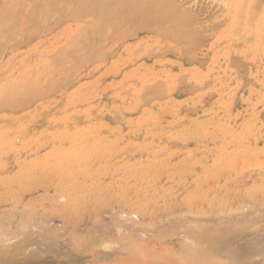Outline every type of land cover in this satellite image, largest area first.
Returning <instances> with one entry per match:
<instances>
[{"label": "rangeland", "instance_id": "374dc122", "mask_svg": "<svg viewBox=\"0 0 264 264\" xmlns=\"http://www.w3.org/2000/svg\"><path fill=\"white\" fill-rule=\"evenodd\" d=\"M222 1L159 0L156 5H162L157 6L156 10L165 4L166 14L173 17L172 13L176 16L179 13V17L176 18L174 14L173 19L168 20L164 17V12L160 11L162 17H158L161 20L156 23L157 17L154 22L160 30L153 22L143 28L136 20H133L136 23L133 24L134 22L130 23L132 18H126L127 22L121 27V32L105 26L107 35L104 33L101 38L91 41L86 40L85 34L90 25L87 23L96 19L87 10L82 18H72L71 12L65 9L57 8L53 12L52 9L37 8L39 10L35 11L33 6H25V9L24 6H19V14H10L8 17L4 15L10 12H0L1 21L3 17L8 19L0 22V25L7 24L1 26V30L12 25V30L10 27L5 28L10 29L8 35H5L6 38L0 35L1 90H6L8 84L19 79L24 80L28 86L30 82L37 80L38 86L33 97L15 106H3L0 95V235L4 233L3 237L0 236V264H122L135 256L136 248L143 246L152 248L153 254L164 249L170 251L174 257L184 255L185 259L190 256L194 258L193 255L197 256V248L186 232V222L183 220L187 218L188 223L197 217L195 215L188 220L190 206L185 198L189 193L188 185L195 181L196 175L204 172V168H213L214 164L224 162L225 159L228 161L222 166L223 169H217L219 173L214 171L212 177L199 189L207 192L215 190L212 195H219L218 199L223 200L225 205H209L206 204L209 201L204 202L199 197V209H204V219L199 217L202 222L198 217V220L194 218L191 228L194 227L195 230L197 227L194 226L195 221L201 227L209 219L214 220H210V225L215 227L216 218H219V227L230 214L233 219L240 216L238 220L247 217V223L251 217L257 216V209L258 216L264 212V185L260 188L252 186L249 184L250 180L245 178L246 186L242 191L228 188L227 194L224 192V184L234 180L236 170H241L243 176L251 173L252 179L258 181L261 178L260 173L264 176V41L255 32L261 19L259 11L252 18L254 23L251 19L248 21L244 13L237 21L234 10L232 11L235 6H225ZM171 4H175V7ZM168 9L174 10L170 12ZM130 10L132 8H129V12ZM134 10L132 14L139 8ZM143 10L142 8L141 11ZM138 13L139 11L136 14ZM185 14L193 19L190 18L189 22ZM111 16L113 14L109 17ZM164 19L173 26L179 21V26L175 25L178 26L177 33H172L173 36L161 31L168 26L167 23L162 26ZM235 21L241 26L237 30L234 27ZM15 25L19 29L16 30ZM184 26L187 27L186 31L188 27L192 31L185 34L186 38L200 34L198 38L195 37L198 40L194 37H190V40L184 38ZM127 27H130V33L125 30ZM232 27L235 31H240L235 33ZM27 28L33 32L24 35L28 33ZM97 28L95 25L94 29ZM13 29L18 33L14 34ZM229 31L233 33L229 34ZM178 32L182 34L177 35ZM82 33L85 36L83 39ZM191 33L194 34L188 35ZM234 33L236 36L231 38ZM174 36H183L185 42L183 38L176 39ZM8 37H11L10 40ZM69 37L73 38L68 39ZM73 40L76 43L82 41L79 44L81 47L85 40L90 43H85L84 52L80 46L77 49L71 48L70 42ZM187 42L191 45L188 46ZM69 47L75 49L78 55ZM66 50L70 51V55H66L68 52L65 54ZM84 53L87 54L86 57ZM78 56L84 58L78 59ZM54 58H60L59 62ZM29 92L31 93L30 90ZM25 93H28L26 89ZM227 125L230 129H227ZM182 136L185 140L181 139ZM242 138L244 139L241 140ZM86 140H89L88 145H84ZM106 140H110L109 143ZM76 145H84L83 148L87 146L89 150L86 153L89 151L92 154L88 157L89 164L85 168H68L71 160L61 157L58 161H62V166L55 165L53 154L73 149ZM86 153L80 154L87 155ZM250 155L255 159L253 162H249ZM157 160L158 163H155ZM245 162L255 164H249L250 171H246V174L244 172L247 168L243 166ZM257 165L259 169L253 167ZM145 168L152 171L147 174ZM134 169L140 171V175L135 177L132 173ZM125 170L128 171L127 174ZM247 185L252 187L246 191ZM75 186L77 190L70 189ZM237 192H242L239 194L242 198L236 195ZM242 194H245L244 197ZM145 200L156 202L158 208L156 205L154 209L145 205L137 209L139 206L132 203ZM236 207L240 211L242 209V214L246 213L247 216H242L241 212L239 215L234 214L233 211L238 209ZM252 208L256 212L253 216L250 215ZM174 220H177L176 223ZM169 222L175 225L174 229L172 224L171 230L166 227L169 232L165 229L167 233L159 234L164 231L162 229L166 224L170 226ZM178 223L183 225V230ZM149 224L157 231L148 226L149 229H145V225ZM199 227L195 231L203 232V228L200 230ZM211 229L208 226L204 230ZM263 234L264 223L258 227L253 226L249 232L235 239L234 243L240 244L245 237L251 238L252 244L259 245L260 238L264 242ZM186 254L190 256L186 257ZM212 259L213 264L222 262L219 258ZM257 262L264 264V257L257 259Z\"/></svg>", "mask_w": 264, "mask_h": 264}, {"label": "bare ground", "instance_id": "6f19581e", "mask_svg": "<svg viewBox=\"0 0 264 264\" xmlns=\"http://www.w3.org/2000/svg\"><path fill=\"white\" fill-rule=\"evenodd\" d=\"M159 1V0H158ZM157 0L155 1V2H153V1H151V0H0V12H10V13H8V15H4V16H9L10 14H12V15H14V14H19V12L21 11V9L19 8V6H24V9H25V6H33L34 7V9H35V11H37V10H39V9H37V8H42L43 10L44 9H48V10H51L52 9V11L54 12V10L56 11V9L58 8L59 10H63V9H65V10H67L68 12H71L70 13V15L72 14L73 16H71L72 18L74 17V16H76V18H78V17H80V18H82V17H84V15H86L85 14V12H86V10L87 11H89V13L91 14L92 13V16L96 19V20H94L93 22H91V23H87V24H90L89 25V27H87L88 29H87V31H86V40L87 39H90V41L92 40V39H96V38H101V36H103L104 35V33H106V28L107 27H105V26H108V28H110V27H113L115 30H119L120 31V29L122 30L123 28H121V27H123L124 26V24L127 22L126 20L127 19H129L130 18V20H131V18H132V21L130 22V23H133L135 20V22H137V24H140L141 25V27L143 26V28H144V25L146 26V27H148V25H150V24H152L151 22H155V20L157 19V17L160 15L161 16V14H159V12L161 11V12H164V10L166 11V9H164L165 8V4L163 5V7H160L159 8V10H156L159 6H161L162 5V3L160 4H158V5H156L157 4V2H158ZM169 1V0H168ZM174 0H172V2H173ZM218 1V0H217ZM222 1V0H221ZM222 2H224L223 3V5H225V6H235V9H232V11H233V13H235V17L237 18L236 20L238 21V17H240L243 13L247 16L246 18L248 19V21L250 20L251 22H252V20L254 19V15H255V13L257 12V11H259V15H260V17H261V19H260V21H259V23H258V25L256 26V35H257V37L260 39V40H262V42L264 41V0H223ZM222 2H221V4H222ZM181 3V2H180ZM169 4V3H168ZM216 4V3H215ZM156 5V6H155ZM172 5V4H171ZM171 5L169 6V8L171 7ZM177 5V4H176ZM14 6H18L17 8H15ZM135 6V8H133V7ZM137 6H139V7H137ZM140 6H142V8L144 9L143 11L145 12H143V11H141L142 10V8L140 7ZM153 6V7H152ZM158 6V7H157ZM167 6V5H166ZM167 6V7H168ZM36 7V8H35ZM137 7V8H136ZM172 7H175V4L174 5H172ZM55 8V9H54ZM112 8V9H111ZM129 8L131 9L132 8V10L133 9H135V10H137L138 8H139V10H137V12L139 11V13H138V15L136 14H134V18H133V14H132V10H130V12H129ZM141 8V9H140ZM147 8V9H146ZM163 8V9H162ZM177 8V7H176ZM234 8V7H233ZM30 9V8H29ZM32 9V8H31ZM34 9H32V10H34ZM41 9V10H42ZM151 11H150V10ZM178 9V8H177ZM230 9V8H229ZM64 10V11H65ZM112 10V11H111ZM134 10V11H135ZM163 10V11H162ZM171 10V11H170ZM174 9H168V11H170V12H172ZM35 11L33 12L34 14H35ZM52 11H50V13H53ZM128 11V12H127ZM176 11V10H175ZM231 11V12H232ZM24 12V11H23ZM125 12V13H124ZM150 12H152L151 14H150ZM153 12H154V14H156L154 17H153ZM160 12V13H161ZM27 13V12H26ZM32 13V12H31ZM39 12H37V14H38ZM43 13H45V12H43ZM48 13H49V11H48ZM87 13V12H86ZM88 13V14H89ZM177 13V12H176ZM181 13V12H180ZM57 14V13H56ZM113 14V16H111V17H109L110 15H112ZM132 14V15H131ZM144 14H145V16H144ZM165 14V15H164ZM164 14L162 13V15H164V17L165 18H172L173 19V17H174V14L175 13H172L171 15H173V17L172 16H170V14H166L165 12H164ZM178 15H179V13H177ZM184 14V13H183ZM183 14L181 15V16H183ZM62 15V14H61ZM64 15V14H63ZM170 17H169V16ZM177 15V16H178ZM186 15V14H185ZM19 16V15H18ZM25 16V15H24ZM27 16H29V15H27ZM55 16V15H54ZM57 16H58V14H57ZM60 16V15H59ZM78 16V17H77ZM146 16H147V18H146ZM159 16V17H160ZM167 16V17H166ZM177 16H176V14H175V17L177 18ZM188 16V17H187ZM189 14L188 15H186V17L187 18H189ZM196 16V15H195ZM234 16V15H233ZM7 17H3V19H2V21L5 19L6 21L8 20V19H6ZM16 17V16H15ZM37 17H38V15H37ZM71 17H70V19H71ZM156 17V18H155ZM158 17V19L156 20V23H157V21L159 22L161 19ZM162 17V16H161ZM163 17V18H164ZM179 17V16H178ZM185 17V16H184ZM185 17V18H186ZM194 17V16H193ZM197 17V16H196ZM0 18H2V16H0ZM14 18V17H13ZM34 18V17H33ZM59 18V17H58ZM61 18V17H60ZM63 18V17H62ZM127 18V19H126ZM183 17H181V19H182ZM186 18V19H187ZM190 18H192V17H190ZM190 18H189V22H190ZM253 18V19H252ZM256 18H257V16H256ZM68 19V18H67ZM184 19V18H183ZM193 19V18H192ZM15 20H16V18H15ZM28 20H29V18H28ZM32 20V19H31ZM59 20V19H58ZM103 22H101V21ZM134 20V21H133ZM138 20V21H137ZM150 22H149V21ZM164 20H165V22H164ZM164 20H162V26H165V25H167L168 24V20H171V19H168V20H166V19H164ZM176 20V19H175ZM1 20H0V22H2ZM167 21V22H166ZM237 21H235L236 23H234V24H236V26H234L235 27V29L236 28H240L241 26H238V25H240V23L237 25ZM32 22V21H31ZM58 22H60V21H58ZM133 23V24H136V23ZM139 22V23H138ZM176 22V21H175ZM175 22H173V23H175ZM233 22V21H232ZM231 22V23H232ZM239 22H241V18H240V21ZM15 23V22H14ZM21 23V22H20ZM23 23V22H22ZM34 23V22H33ZM156 23H154L155 25H156ZM161 23V22H160ZM167 23V24H166ZM186 22H184V24H185ZM248 23V22H247ZM253 23H254V20H253ZM252 23V24H253ZM6 23H4V25H5ZM17 24V23H16ZM36 24V23H35ZM154 24L152 25V26H154ZM159 24V23H158ZM169 24H170V22H169ZM169 24H168V26H166V28H163L162 26V32H163V30H164V32H166V34L168 35L169 34V36L171 35V36H173L172 35V33L173 34H176L177 33V28H178V26H179V21H177V23H175L174 24V26L173 25H171L170 24V26H169ZM178 24V26H175V25H177ZM251 24V23H250ZM4 25H0V30H1V28H3L4 27ZM7 25V24H6ZM95 25H97V30L96 29H94V27H95ZM161 25V24H160ZM159 25V26H160ZM182 26H183V24H181ZM191 25V24H190ZM231 25V24H230ZM247 25V24H246ZM1 26H3V27H1ZM24 26V25H23ZM126 26H128V25H126ZM126 26L124 27V28H126ZM157 26V25H156ZM247 26H249V24L247 25ZM247 26H245V27H247ZM7 27H10V29H11V27H12V25H9V26H7ZM7 27H5V28H7ZM78 27V26H77ZM81 27V26H80ZM185 27V26H184ZM234 27H232V29L234 28ZM4 28V30H1V31H3V32H0V35H3V36H5V35H8V31L10 30H8V29H5ZM15 29L16 28H18L19 29V27H18V25L16 26L15 25V27H14ZM128 29H125V30H128V32L130 31L129 30V28L130 27H127ZM157 28L159 29L160 27H158L157 26ZM183 28V27H182ZM186 29H184V34H183V36L186 34L187 35V32L188 33H190V32H192L191 30H189V27H188V31H186L187 30V27H185ZM82 29V28H81ZM83 29H86V28H84V26H83ZM179 29L181 30V28L179 27ZM178 29V31H180ZM235 29H233L234 31H235ZM252 28H250L249 30H251ZM12 30V29H11ZM17 30V29H16ZM29 30H31V29H29ZM28 30V28L26 29V31L28 32V33H26V31L24 32V33H26V34H24V35H28L29 34V32H31V31H29ZM67 30V29H66ZM77 30V29H76ZM104 30V31H103ZM114 30V31H115ZM160 30V29H159ZM183 30V29H182ZM181 30V31H182ZM231 30V29H230ZM237 30V29H236ZM239 30V29H238ZM248 30V29H247ZM13 31H14V34L15 33H18L17 31L15 32V30L13 29ZM13 31H12V33H13ZM113 31V30H112ZM240 31V30H239ZM239 31H235V33H238ZM252 31V30H251ZM33 32V31H32ZM31 32V33H32ZM41 32V31H40ZM81 32V31H80ZM121 32V31H120ZM125 31H123V33H124ZM158 32V31H157ZM163 32V33H164ZM186 32V33H185ZM243 32H245V31H243ZM1 33H3V34H1ZM11 33V34H12ZM35 33H37V32H35ZM74 33V32H73ZM113 33V32H112ZM122 33V34H123ZM130 33V32H129ZM179 33V32H178ZM195 33V32H194ZM194 33H191V34H188V35H193ZM197 33H199V31H197ZM230 33H233L232 31L230 32L229 31V34ZM235 33L234 34H232V36H231V38H234V35H235ZM249 33V32H248ZM248 33L247 34H245V35H248ZM253 33V32H252ZM83 34V33H82ZM115 34H117V32L116 33H114V35ZM182 34V33H181ZM180 33L179 34H177V35H181ZM251 34V33H250ZM255 34V33H254ZM22 35V34H21ZM63 35V34H62ZM75 35V34H74ZM78 35V34H77ZM106 35H107V33H106ZM186 35H185V37L184 38H186ZM200 35V34H199ZM199 35H196L195 37L196 38H198L197 36H199ZM238 36H240V34H237ZM244 35V34H243ZM81 36V35H80ZM121 36V35H120ZM166 36V35H165ZM183 36L181 37V36H178V37H180V38H183ZM229 36V35H228ZM236 36V35H235ZM20 37V36H19ZM79 37V36H78ZM83 37L85 38V36H84V34L82 35V39H83ZM177 37V38H178ZM190 37H194V35L193 36H189V39H188V37L186 38V39H188V40H190ZM194 37V38H195ZM240 37H244V36H240ZM246 37V36H245ZM249 37L250 36H248L247 38L249 39ZM252 37V36H251ZM1 38V37H0ZM5 38H6V36H5ZM4 38V39H5ZM11 38V37H10ZM10 38L8 37L7 39H9L10 40ZM71 38H73V37H71ZM70 37L68 38V39H71ZM173 38H176L175 36L173 37ZM176 38V39H177ZM183 38V40H184V42H185V39ZM195 38V39H196ZM246 38V39H247ZM253 38V37H252ZM15 39V38H14ZM79 39V38H78ZM3 40V39H2ZM6 40V39H5ZM86 40H85V42H84V45L86 46V44H89L90 43V41L88 42L87 41V43H86ZM179 40V39H178ZM182 40V39H181ZM193 40V39H192ZM196 40H198V39H196ZM69 41V40H68ZM106 41V40H105ZM195 41V40H194ZM200 41V40H199ZM250 41V40H249ZM3 42H4V40H3ZM6 42H7V40H6ZM5 42V43H6ZM10 42V41H9ZM16 42H18V41H16ZM66 42V41H65ZM78 42V41H77ZM82 42V41H81ZM80 41H79V43H76L74 40H73V42H70L71 43V48H78V46H80L81 47V45H79L80 43H81ZM94 42V41H93ZM183 42V41H182ZM192 43H193V41H191ZM197 42V41H196ZM196 42H195V44H196ZM244 42V41H243ZM19 43V42H18ZM86 43V44H85ZM189 45L188 46H190L191 44H190V42H187ZM65 44V43H64ZM18 45V44H17ZM84 45H82V49L85 47ZM236 45V44H235ZM65 47L67 46V44L66 45H64ZM139 46V45H138ZM155 46V45H154ZM193 46V45H192ZM195 46V45H194ZM197 46V45H196ZM79 47V48H80ZM6 48V47H5ZM70 48V47H69ZM70 48V49H71ZM62 49V48H61ZM60 49V50H61ZM64 49V48H63ZM69 49V50H70ZM137 49V48H136ZM72 51L74 50V52L76 53V51H75V49H71ZM70 50V51H71ZM87 50V49H86ZM62 51V50H61ZM60 51V52H61ZM70 51H67L66 50V52H65V54L68 52V54H66V55H70ZM71 51V52H72ZM78 51H81V50H78ZM82 51H84V49L82 50ZM85 52V51H84ZM188 52V51H187ZM42 53V52H41ZM46 53H48V52H46ZM50 53V52H49ZM58 53V52H57ZM64 54V55H65ZM74 54V53H73ZM77 54V53H76ZM76 54H74V55H76ZM39 55V54H38ZM64 55H62V56H64ZM72 55V54H71ZM78 55V54H77ZM84 55H85V53H84ZM87 56V54L85 55V57ZM79 57V56H78ZM72 58V57H71ZM76 58V57H75ZM84 58V57H83ZM82 57L80 58H78V59H83ZM55 60L57 59V58H54ZM78 59L76 58V60L78 61ZM58 60V59H57ZM59 60H60V58H59ZM59 60H58V62H59ZM67 60H68V57H67ZM74 60V59H73ZM85 60V59H84ZM66 61V60H65ZM81 62H82V60H81ZM54 63L56 64L57 63V61L55 62L54 61ZM54 64V65H55ZM58 64H60V63H58ZM76 64V63H75ZM43 65V64H42ZM48 65V64H47ZM46 65V66H47ZM59 66H61V65H59ZM74 66V65H73ZM43 67H45V66H43ZM43 67H41V68H43ZM58 67V66H57ZM56 67V68H57ZM32 69H35V68H32ZM47 69V68H46ZM31 70V69H30ZM32 71V70H31ZM44 71H45V69H44ZM24 73V72H23ZM35 74H38V73H35ZM17 75V74H16ZM19 75V74H18ZM31 75V74H30ZM39 75V74H38ZM45 76H46V74H44ZM47 75H49V74H47ZM35 76V75H34ZM64 76V75H63ZM19 78V77H18ZM22 78V77H21ZM40 78V77H39ZM60 78V77H59ZM12 80H15V79H12ZM17 80V79H16ZM40 80V79H39ZM60 80V79H59ZM154 80V79H153ZM32 81V80H31ZM61 81V80H60ZM155 81V80H154ZM135 82V81H134ZM31 83V82H30ZM29 83V85L30 86H28L27 84H26V82L24 81V80H21V79H19V80H17V81H14V82H11L10 84H8L7 85V89L5 90H1V88H0V95H1V97H2V99H3V102H2V105L3 106H15V105H18V104H20V103H22V102H27L30 98H31V96L33 95V93L34 92H36V89H37V80L35 81H33L31 84ZM2 84V83H1ZM5 85H6V83H4ZM55 84V83H54ZM144 85V84H143ZM37 86V87H36ZM157 86H159V85H157ZM161 86V85H160ZM49 87V86H48ZM3 88V87H2ZM45 88V87H44ZM129 88V87H128ZM25 89H26V91H28V93H25ZM39 89V88H38ZM43 89V88H42ZM46 89V88H45ZM126 89H127V87H126ZM174 89V88H173ZM29 90L31 91V93L29 92ZM44 90V89H43ZM153 90H155V89H153ZM152 90V91H153ZM144 91V90H143ZM151 91V90H150ZM164 91V90H163ZM42 93H43V91H41ZM44 92H45V90H44ZM153 92H157V91H153ZM147 93V92H146ZM152 93V92H151ZM145 94V93H144ZM149 94V93H148ZM160 94V93H159ZM150 96V95H149ZM0 97V98H1ZM33 97V96H32ZM34 99V98H33ZM83 101V100H82ZM82 104V103H81ZM12 109V108H11ZM88 111V110H87ZM87 113V112H86ZM90 113V112H89ZM90 115H92V114H90ZM90 115H89V118L88 119H90ZM249 116V115H248ZM152 118V117H151ZM253 118V117H252ZM87 119V120H88ZM220 121V120H219ZM252 121V120H251ZM221 122V121H220ZM77 123V122H76ZM179 124V123H178ZM248 124H250L249 122H248ZM79 125V124H78ZM96 125V124H95ZM95 125H93V126H95ZM204 125V124H203ZM202 125V126H203ZM214 125V124H213ZM221 125H223V124H221ZM98 126V125H97ZM248 126V125H247ZM79 127V126H78ZM87 127V126H86ZM86 127H83L84 129L86 128ZM89 127V126H88ZM229 126L227 125V129H230V128H228ZM94 128V127H93ZM143 128V127H142ZM222 128V127H221ZM224 128H226V127H224ZM223 128V129H224ZM79 129V128H78ZM77 129V130H78ZM82 129V128H81ZM89 129V128H88ZM95 129V128H94ZM222 129V130H223ZM244 129V128H243ZM247 129V128H246ZM246 129H244V130H246ZM72 130H73V128H72ZM72 130H70L71 131V133H72ZM96 130V129H95ZM143 130V129H142ZM186 130V129H185ZM226 130V129H225ZM225 130H223V131H225ZM248 130V129H247ZM80 131V130H79ZM210 131V130H209ZM100 132V131H99ZM98 132V133H99ZM143 132V131H142ZM141 132V133H142ZM181 132V131H180ZM184 132V131H183ZM248 132V131H247ZM92 133V132H91ZM115 133V132H114ZM179 133V132H178ZM74 134V133H73ZM100 134V133H99ZM190 134V133H189ZM189 134H187L188 136H189ZM72 135V134H71ZM89 135V134H88ZM96 134H94V136H95ZM185 135V134H184ZM54 136V135H53ZM83 136V135H82ZM98 136V135H97ZM100 136H101V134H100ZM136 136H138V135H136ZM171 136V135H170ZM188 136H185V137H187L188 138ZM72 137V136H71ZM96 137V136H95ZM155 137V136H154ZM242 137V136H241ZM102 138V137H101ZM117 138V137H116ZM116 138H114L115 140H116ZM181 138V137H180ZM186 138V139H187ZM99 139V138H98ZM181 139H184V137L182 136V138ZM244 138H242L241 140H243ZM96 140V139H95ZM94 140V141H95ZM102 140V139H101ZM105 140V139H104ZM166 140V139H165ZM185 140V139H184ZM1 141V140H0ZM77 141V140H76ZM87 141V140H86ZM85 141V142H86ZM89 141V140H88ZM87 141V143H85L84 145H88V142ZM99 141V140H98ZM110 141V140H109ZM109 141L108 140H106L105 142H108L109 143ZM119 141V140H118ZM117 141V142H118ZM150 141V140H149ZM238 141H239V139H238ZM237 141V142H238ZM70 142V141H69ZM100 142V141H99ZM120 142V141H119ZM181 142V141H180ZM234 142H235V140H234ZM80 143H82V142H80ZM101 143H102V141H101ZM175 143H177L176 141H175ZM174 143V144H175ZM56 144V143H55ZM92 144H94V142L92 143ZM92 144H91V146H92ZM115 144H118V143H115ZM244 144V143H243ZM11 145V144H10ZM10 145H8V146H10ZM84 145H82L83 147H85ZM104 145V144H103ZM107 145V144H106ZM147 145L149 146V144L147 143ZM171 145V144H170ZM246 145V144H245ZM8 146H6V147H8ZM96 146V145H95ZM148 146H145V147H148ZM153 146V145H152ZM221 146V145H220ZM250 146V145H249ZM83 147H81L80 145H76L73 149H67V151H64V152H57V153H55V154H53V159H54V162H55V165H57V166H59V167H61L62 166V161L61 162H59L58 160H59V158L61 157L62 159H65V158H68V159H70L71 161L69 162V167L68 168H85V165L86 164H89V163H87V161H88V157L89 156H91L92 154L88 151V154L86 153V150L88 149V147L86 146V148H83ZM94 147V146H93ZM237 147V146H236ZM241 147V146H240ZM239 147V148H240ZM9 148V147H8ZM83 150H82V149ZM97 148V147H96ZM101 148H103L102 146H101ZM110 148V147H109ZM112 148H114L113 146H112ZM116 148V147H115ZM118 148H120V147H118ZM177 148V147H176ZM220 148V147H219ZM219 148H217V150L219 149ZM246 148H247V145H246ZM246 148L244 147V150H246ZM252 148V147H251ZM3 149V148H2ZM11 149V148H10ZM58 149V148H57ZM248 150H250L249 148H247ZM89 150V149H88ZM93 151H94V148L92 149ZM91 150V151H92ZM114 150H116V149H114ZM113 150V151H114ZM216 150V151H217ZM220 150V149H219ZM218 150V151H219ZM222 150V149H221ZM239 150V149H238ZM98 151V150H97ZM107 151V150H106ZM217 151V152H218ZM234 151V150H233ZM240 151V150H239ZM83 152H85L87 155H83V154H80V153H83ZM213 152H215V151H213ZM242 152V151H241ZM247 152V154H250V152H248V151H246ZM245 151H244V153H246ZM257 152H258V150H257ZM259 152H260V150H259ZM127 153V152H126ZM148 153H149V151H148ZM219 153H221V151L219 152ZM240 153V152H239ZM244 153H243V155H244ZM48 154H50V153H48ZM99 154V153H98ZM98 154H96V155H98ZM111 154V153H110ZM255 154V153H254ZM257 154V153H256ZM94 155V154H93ZM166 155V154H165ZM168 155V154H167ZM219 155V154H218ZM106 156H108L109 157V155H106ZM45 157H46V155H45ZM93 157V156H92ZM246 157V156H245ZM248 157V156H247ZM75 158V160H73ZM102 158V157H101ZM155 158V157H154ZM208 158V157H207ZM251 155L249 156V162L250 161H252L253 162V160H255V159H253L252 158V160H251ZM48 159V158H47ZM156 159V158H155ZM202 159V158H201ZM40 160V159H39ZM192 160V159H191ZM208 160V159H207ZM214 160V159H213ZM35 161V160H34ZM42 161V160H41ZM92 161V160H91ZM228 161V159H225L224 160V162H222V161H220V162H218V163H216V164H214V167L213 168H204L203 170H204V172L202 171V173L201 174H199V175H196V177H195V181H193V183H189L190 185H188V189H189V193L187 194V195H185L186 197V199H187V201L188 202H186L187 204H189V212L187 213L188 215H189V213H190V215H189V217H188V220L190 219L191 220V217H194L195 215H197V217L199 218V217H201V218H203L204 219V217H202V216H204L205 215V213H204V209L202 210V209H199V207H200V205L198 204V202L200 201V198L199 197H202V199H204L205 201L204 202H206V201H209V202H206V204H209V205H211V204H221L220 205V207L222 206V205H225V203H223L222 201L223 200H221V199H218V196L219 195H212V193L215 191V190H212L211 192H207V191H202V190H199L200 188H202V184L205 182V181H208L212 176V174L214 173V171H216L217 169H219V171H221V169L220 168H222V166H224V164L226 163ZM245 161V160H244ZM247 161V160H246ZM261 161V160H260ZM49 162V161H48ZM133 162V161H132ZM139 162V161H138ZM165 162V161H164ZM192 162V161H191ZM205 162V161H204ZM233 162H235V161H233ZM257 162V161H256ZM38 162H36V164H37ZM141 162H139V164H140ZM155 163H158V160L155 162ZM182 163V162H181ZM181 163H178V165H180ZM237 163V162H236ZM255 163V162H254ZM134 164H135V162H134ZM142 164V163H141ZM160 164H163V162H161ZM211 164V163H210ZM243 164V163H242ZM246 164V165H245ZM255 165V164H251V163H247V162H245L244 163V167L246 166V168L247 169H245V174H246V171H250V165ZM257 164H258V162H257ZM260 164V163H259ZM20 165H22V163L20 164ZM39 165V164H38ZM47 165V164H46ZM50 165V164H49ZM135 165H137V162H136V164ZM144 165V164H143ZM170 165V164H169ZM264 165V164H263ZM128 166V165H127ZM150 166H151V164H150ZM183 166H185V165H183ZM192 166V165H191ZM201 166V165H200ZM203 166V165H202ZM243 166H241V167H243ZM64 167V166H63ZM125 167V166H124ZM129 167V166H128ZM132 168L134 167V166H131ZM243 167V168H244ZM253 167H255V168H258L259 166L257 165V167L256 166H253ZM260 167H261V165H260ZM22 168V167H21ZM48 168H53L52 166L50 167V166H48ZM58 168V167H57ZM67 168V167H66ZM87 168V167H86ZM116 168V167H115ZM177 168V167H176ZM184 168H188L187 166H185ZM203 168V167H202ZM121 169H122V167H121ZM125 169H127V168H125ZM147 169L148 168H145V172L148 174V172H150V171H152V170H149V171H147ZM223 169V168H222ZM232 169V168H231ZM252 169V168H251ZM259 169V168H258ZM119 170V169H118ZM124 170V169H123ZM128 170V169H127ZM182 170V169H181ZM187 170V169H186ZM225 170H226V168H225ZM89 171V170H88ZM91 171V170H90ZM89 171V173H91ZM131 171V170H130ZM183 171H185V170H183ZM191 171V170H190ZM219 171L217 172V173H219ZM22 172V171H21ZM43 172H44V170H43ZM42 172V173H43ZM53 172V171H52ZM65 172H66V170H65ZM125 172H126V170H125ZM142 172H143V170H142ZM154 172V171H153ZM186 172V171H185ZM215 172V173H216ZM236 175H235V178H234V180L233 181H231V182H229L228 184L226 183V184H224V192L227 194V190H228V188H232V189H235V190H238V191H242V189H244V186H246L245 184H246V182H245V178H247V179H249L250 180V183L249 184H251L252 186H256V187H262L263 185H264V176H262V174L260 173V180L258 181V180H255V179H252V174L250 173V175H249V173L247 174V175H245V176H243L244 174L242 173L241 174V170H236ZM258 172H260V171H258ZM263 172V171H262ZM45 173V172H44ZM67 173V172H66ZM71 173V172H70ZM128 173V171L125 173V174H127ZM132 173L134 174V176L136 177V176H138V175H140V174H138V173H140V171H137V170H132ZM52 174V173H51ZM53 174H54V172H53ZM185 174V173H184ZM188 174V173H187ZM22 175V174H21ZM63 175H65V174H63ZM80 175H81V172H80ZM132 175V174H131ZM44 176V175H43ZM62 176V175H61ZM78 176V175H77ZM130 176V175H129ZM177 175H175V177H176ZM211 176V177H210ZM147 177V176H146ZM215 177V176H214ZM13 178V177H12ZM72 178V177H71ZM70 177H69V179H71ZM148 178V177H147ZM259 178V177H258ZM81 179V178H80ZM91 179H92V177H91ZM45 180V179H44ZM16 181V180H15ZM54 182V181H53ZM67 183V182H66ZM85 183V182H84ZM184 185V184H183ZM179 186V185H178ZM248 186V188H246L245 187V189H246V191H247V189H250V187H252V186H249V185H247ZM214 187V186H213ZM54 188V187H53ZM56 188V187H55ZM118 189H120L119 187H117ZM127 187H125V189H126ZM184 188V187H183ZM186 188V187H185ZM61 189V188H60ZM71 190L73 189V190H77V186H75V187H73V188H70ZM69 189V190H70ZM117 189V190H118ZM188 189H186V190H188ZM214 189V188H213ZM215 189H217V187L215 188ZM223 189V188H222ZM58 190V189H57ZM116 190V191H117ZM121 190V189H120ZM218 190H220V189H218ZM253 190V189H252ZM257 190V189H256ZM232 191V190H231ZM245 191V192H246ZM251 191V190H250ZM249 191V192H250ZM121 193H122V191H120ZM187 192V191H186ZM230 192V191H229ZM252 192V191H251ZM250 192V193H251ZM68 193V192H67ZM76 193V192H75ZM120 193V194H121ZM236 193V192H235ZM240 193H242V192H237V196L240 194ZM55 194V193H54ZM58 194V193H57ZM71 194V193H70ZM73 194V193H72ZM92 194V193H91ZM114 194V193H113ZM116 194V193H115ZM208 194V195H207ZM59 195V194H58ZM67 195V194H66ZM228 195H229V193H228ZM235 195V194H234ZM245 195V194H244ZM244 195L242 194V196L244 197ZM62 196V195H61ZM153 196H155V195H153ZM175 196H176V194H175ZM237 196H235L236 198H237ZM240 196V198H242L241 197V195H239ZM56 197V196H55ZM59 197V196H58ZM87 197V196H86ZM68 198V197H67ZM66 198V199H67ZM185 198L183 199V200H185ZM56 200H57V198H55ZM197 199H199V201L197 200ZM238 199V198H237ZM69 200V199H68ZM146 200H147V198H146ZM145 200V202H132L134 205H136V206H139V207H137V209L138 208H140V206L141 207H144L145 205H147V206H149V207H153V209L155 208V205H156V207L158 208V206H157V204H156V202L155 203H152V201L150 200V201H146ZM141 201V200H140ZM182 201V200H181ZM186 201V200H185ZM202 201V200H201ZM238 201H240L239 199H238ZM68 202V201H67ZM77 202V201H76ZM76 202H74V203H76ZM80 202V201H79ZM87 202V201H86ZM124 202V201H123ZM126 202V201H125ZM151 202V203H150ZM264 202V201H263ZM240 203V202H239ZM78 204H80V203H78ZM81 205V204H80ZM85 205V204H84ZM128 205H130V204H128ZM134 205H132V207L134 206ZM202 205H203V203H202ZM205 205V204H204ZM259 205V204H258ZM260 205H262V203L260 204ZM88 206V205H87ZM131 206V205H130ZM207 205H205V207H206ZM213 206V205H212ZM211 206V207H212ZM79 207H81V206H79ZM78 207V208H79ZM223 207V206H222ZM261 207V206H260ZM59 208H61V207H59ZM128 208H130V207H128ZM202 208V207H201ZM210 208V207H209ZM236 208H238V207H236ZM239 208H240V206H239ZM239 208L238 209H235V212L233 211V213L235 214H238V213H240L241 212V214H242V209H241V211L239 210ZM263 208V210H264V206L262 207ZM134 209H136V208H134ZM136 209V210H137ZM144 209V208H143ZM142 209V210H143ZM146 209H147V207H146ZM207 209H208V207H207ZM214 209V208H213ZM253 209V208H252ZM251 209V210H252ZM255 209V208H254ZM254 209H253V211H254ZM257 209V208H256ZM135 210V211H136ZM201 210H202V212H201ZM237 210H239V212H236ZM245 210V209H244ZM140 211V210H139ZM156 211V210H155ZM250 211V210H249ZM252 211V213H250V215H252L253 213L254 214H256V212L254 211L253 212ZM260 211V210H259ZM209 212V211H208ZM232 212V211H231ZM251 212V211H250ZM139 213V212H138ZM155 213V212H154ZM228 213H230V212H228ZM232 213V214H233ZM248 213V212H247ZM233 214V215H234ZM243 214H246V213H243ZM243 214H242V216H243ZM258 209H257V216H255L254 215V217L252 218L250 215H248V217L250 216L251 217V220L249 221L248 220V222L246 223L245 221H247V217H245V219H240V220H238L239 218H240V216H239V218H236V217H238V216H236L235 218H236V221L232 218V216H231V214L229 215V214H226V215H229V216H226L227 218V220L225 219V216H223L224 217V219L226 220H223V219H221V220H223V224L222 225H219V227H217V223H218V219L219 218H216L217 219V222L215 223V227H217V228H215V227H212L211 225V222H213L211 219H209V221L208 220H206V221H208V222H210V220H211V222L209 223V225L208 226H210V229H211V227H212V229L211 230H204V229H208V226L206 227L205 225H207L206 223H208V222H206L205 223V221H204V223H202L203 222V220L202 219H200L199 218V220H201L202 222V224L201 223H199V224H201V227H202V225L204 224V226L202 227L203 228V232H196L195 230H198V229H196V228H198L199 226H198V221H195L196 222V225H194V226H197L196 228H195V230H194V227H192L191 228V226L193 225V224H191V222L192 223H194L193 222V219L195 218V220H198V219H196L197 217H194L193 219H192V221H190V222H188L187 223V218L186 219H183V220H185V222L186 223H184V228H186V232L189 234V236L194 240V242H195V245H196V248H197V256H194L193 255V257L194 258H191V256L190 255H187L186 254V257H188V256H190V258H186L185 259V257H183V256H175L174 257V255L172 254V253H170V251H166V250H164V249H161V250H158L157 251V253H155V254H153L151 251L153 250L152 248H150V247H148V246H143V248H136V250H137V252L135 253V256H133L132 257V259L130 260V261H128L127 263H122V264H207V263H212L213 264V259L212 258H215V259H221L222 260V262H221V264H260V262H257V259H259V258H261V259H263V257H264V252H263V245H264V242H263V240H261V238H260V241H261V243H259V245L258 244H252L251 243V241H250V239L249 238H245V237H243L242 238V240H241V242H240V244L239 243H234V240L235 239H238V238H240L241 236H243V234L244 233H246V232H249V230H251L252 228H253V226H255V227H258L259 225L261 226L264 222H263V220H264V217H263V215L262 214H264V212L262 213L261 212V214H260V216H258ZM239 215V214H238ZM159 216V215H158ZM207 216V215H206ZM245 216H247V214L245 215ZM253 216V215H252ZM126 217H128V216H126ZM170 217V216H169ZM183 217H184V215H183ZM209 217V216H208ZM208 217H207V219H208ZM222 217V218H223ZM234 217V216H233ZM6 218V217H5ZM8 218V217H7ZM159 218V217H158ZM157 218V219H158ZM177 218H180V217H177ZM212 218V217H211ZM244 218V217H243ZM172 219V218H171ZM176 219V218H175ZM216 219H215V221H216ZM166 220H168V219H166ZM182 220V221H183ZM242 220H244V221H242ZM9 221V220H8ZM175 221V223H176V221L177 220H174ZM161 222H162V220H161ZM171 222H173V221H171ZM200 222V221H199ZM219 222H220V220H219ZM245 222V223H244ZM167 223V222H166ZM174 223V222H173ZM173 223H168V225L170 224V226L168 227V226H164L165 228L164 229H162V230H164V231H162V232H164V233H162V232H160L159 234H165V232L167 233V231L169 232L171 229H170V227H171V225L173 224ZM182 223V222H181ZM220 223H222V222H220ZM11 224V223H10ZM160 224V223H159ZM158 224V225H159ZM179 224V223H178ZM189 224H190V227H188L189 226ZM211 224V225H210ZM248 224V225H247ZM180 225V224H179ZM12 226V225H11ZM23 226V225H22ZM144 225H141V227H143ZM150 227L151 229H154L155 227H151L150 226V224L149 225H145V229L147 228V229H149L148 227ZM174 224H173V226H172V229H174ZM178 226V225H177ZM181 227H179V228H182V230L184 229L183 228V225L181 224L180 225ZM187 226V227H186ZM213 226H214V224H213ZM221 226V227H220ZM250 226V227H249ZM168 229H170V230H167V228ZM201 227H199L200 228V230H201ZM206 227V228H205ZM163 228V227H162ZM233 228H235V230H233L232 231V229ZM238 228V229H237ZM249 228H251V229H249ZM167 231H166V230ZM231 229V230H230ZM8 230V229H7ZM155 230L157 231V229L155 228ZM154 230V233H156V234H158V232H156ZM160 230V229H159ZM173 231V230H172ZM1 232V231H0ZM3 232V231H2ZM10 232V231H9ZM185 232V231H184ZM4 234V233H3ZM3 234H1L2 235V237H3ZM0 235V236H1ZM9 235H10V233H9ZM12 235V234H11ZM186 235V234H185ZM264 235V234H263ZM263 235H260V236H263ZM6 236V235H5ZM259 237V236H258ZM264 237V236H263ZM155 238V237H154ZM256 237H254V239H255ZM249 239V240H248ZM262 239H264V238H262ZM253 242V241H252ZM253 243H255V242H253ZM20 244V243H19ZM104 244V243H103ZM191 244V243H190ZM194 244V243H193ZM150 245V244H149ZM193 247H195L194 245H192ZM134 247V246H133ZM232 247V248H231ZM184 248V247H183ZM187 248H190V247H187ZM187 248H185V249H187ZM229 249V251H227ZM182 250H184V249H182ZM187 250H189V249H187ZM186 250V251H187ZM190 250H191V248H190ZM134 251V250H133ZM195 251V250H194ZM225 251H227V252H225ZM140 252L142 253L141 255H140ZM182 252V251H181ZM174 253V252H173ZM190 254V253H189ZM122 256V255H121ZM17 258H20V256H17ZM14 259V258H13ZM16 259V258H15ZM218 259V260H219ZM212 261V262H211ZM215 262H217V261H215ZM219 262V261H218ZM11 262H9V264H10ZM220 263V262H219Z\"/></svg>", "mask_w": 264, "mask_h": 264}]
</instances>
